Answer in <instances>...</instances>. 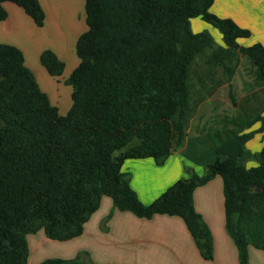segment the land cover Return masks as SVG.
I'll return each instance as SVG.
<instances>
[{
	"label": "trees",
	"instance_id": "1",
	"mask_svg": "<svg viewBox=\"0 0 264 264\" xmlns=\"http://www.w3.org/2000/svg\"><path fill=\"white\" fill-rule=\"evenodd\" d=\"M5 1L43 25L38 0H0V20L7 17ZM212 2L84 0L86 29L75 41L78 64L65 79L71 86L65 114L39 87L22 51L0 43V264H27V234L40 229L55 240L78 236L104 195L139 217L180 216L200 255L212 259V234L192 194L215 175L222 178L225 229L238 263L249 264V245L264 250V141L253 155L257 164H245L246 142L264 132V44L240 45L249 30L210 12ZM194 17L217 29L223 43L207 30L192 32ZM242 57L251 80L236 101L232 78ZM39 59L50 75L62 73L64 62L53 51ZM223 84L234 111L219 112L217 126L207 127L215 158L202 174L185 166L186 176L141 202L124 160L163 164L183 145L198 104ZM40 264L95 263L53 257Z\"/></svg>",
	"mask_w": 264,
	"mask_h": 264
},
{
	"label": "crops",
	"instance_id": "2",
	"mask_svg": "<svg viewBox=\"0 0 264 264\" xmlns=\"http://www.w3.org/2000/svg\"><path fill=\"white\" fill-rule=\"evenodd\" d=\"M38 1L44 12L41 26L35 25L18 5L10 1L3 2L7 17L0 20V43L18 47L23 53L25 65L33 72L36 80L40 71L44 88L40 87L38 80L37 82L42 90L46 89L50 102L56 107L59 105L68 110L71 104L65 103L66 97L61 105L59 96L51 94L50 89H47L50 84V87L59 91L61 79H55L60 76L62 78L65 60H70V35L74 37L81 28L77 13L84 8V2ZM209 10L219 17L232 19L241 28L248 29L251 37L254 31H260L253 43L264 44V0H213ZM74 24L78 25L76 30H73ZM44 27L47 32H41ZM246 43L248 42L240 45L245 46ZM44 50L53 51L64 62L60 75H50L41 64L39 57ZM27 54L33 60L37 59L39 67L34 63L28 64ZM71 62L75 66L78 64L76 59H71ZM44 69L55 81L47 78ZM58 112L60 113L59 110ZM214 158L215 152L209 138L207 140L196 132L189 133L187 129L183 145L174 150L163 164H156L152 158L125 159L122 170L129 174L130 186L141 202L148 204L176 179L187 175L185 166L191 167L197 173V167L211 162ZM192 198L195 210L212 234V259L206 260L200 255L180 216L158 213L150 218L139 217L130 211L113 207L111 198L104 195L99 207L84 223L83 231L78 236L67 240H54L46 237L42 229L27 234V264H40L53 257H78L83 262L95 264H239L237 248L225 229L221 176L215 175L206 183L197 186ZM248 259L249 264H264V250L249 245Z\"/></svg>",
	"mask_w": 264,
	"mask_h": 264
},
{
	"label": "rangeland",
	"instance_id": "3",
	"mask_svg": "<svg viewBox=\"0 0 264 264\" xmlns=\"http://www.w3.org/2000/svg\"><path fill=\"white\" fill-rule=\"evenodd\" d=\"M80 1H82V3L84 2V0H80ZM46 13H47V10H46ZM77 14H78L77 16L80 20V25L82 28V29L79 28L77 30V33L80 34L86 28L85 27L86 24H85L84 8L82 7V9L78 10ZM48 17L50 18L49 15H48ZM73 26H74L73 30H76L78 28V25L74 24ZM190 28H191L192 32H201V31L207 30L212 35V37L214 39V43L216 45L223 43L220 32L217 29L213 28L211 25L200 20L198 17H194V18L190 19ZM41 32H47V29L44 27L43 30H41ZM258 33H260V31H254V35L252 36L253 38L251 36L246 37V38H239L237 40V42L239 44H241L242 42H248V43H246L245 46L251 45V44H253V42H255L253 40H255V38L258 37ZM77 35H74V37L70 35V41L69 42L71 43V50L69 51V54H68V57L70 58V60H69V62L65 60L66 65H65L64 72L62 74L63 75L62 78L60 76L57 79H55L56 81L61 79V81L59 82V84H60L59 91H57L53 87H50V84H48L49 88L47 87L48 88L47 90L50 89L49 92H51V94L55 93V96H56V94L59 96V101H60L61 105H63V103L65 101V97H66L65 103L71 104V99H70L71 86L69 84H66L64 80L68 77V75L70 74V72L72 71V69L75 66L71 62V59H76L79 61V59L75 53V49H74ZM249 39H250V41H249ZM27 62L30 65L34 63V64L38 65V67H39L37 59L34 58V60H33L29 56V54H27ZM248 67H249L248 62L243 57L240 58L239 63L236 67L235 73H234L233 78H232V84H233V90H234L233 93H234V97H235L236 101L241 100L243 98V96L245 95V92H246V89L244 88L245 81L251 80V76L248 75ZM44 73L47 76V78H49L51 80L53 79L46 72L45 69H44ZM36 77H37V80L39 82L40 87L44 88L43 87L44 83H43L42 79L40 78L41 77L40 71H39V73H37ZM55 80H52V81H55ZM196 89H198L197 85L195 87V90ZM43 90L47 93L46 89H43ZM57 107H58V110L60 111L61 114L66 112V110H67V109H64V107H59V105H57ZM66 108H68V107H66ZM231 111H234V109H233V106H232L231 101H230L229 96H228V86H227V84H223V85L217 87L212 94H209L207 96V98H205L202 102H200L198 104V106L196 108V112H195L194 116L191 118L189 125H188L189 133L196 132L199 135L201 134L202 137H204L205 139L208 140V136L206 134L207 127L209 125L215 126L217 124L216 120H218V117H216V114H218L219 112L222 113V112H231ZM262 113H264V110L262 111ZM203 126H204V129H203ZM256 126L257 125H255V127ZM200 129H201V131H200ZM263 141H264V132L263 133H256L253 136V138H251L250 140H248L246 142L245 147L251 155V156H247V158H245L246 166H254L257 164V161H256L255 157H253V155L256 154L260 150V147H261V144ZM197 169H198L197 174H202L204 172V165L197 167Z\"/></svg>",
	"mask_w": 264,
	"mask_h": 264
}]
</instances>
